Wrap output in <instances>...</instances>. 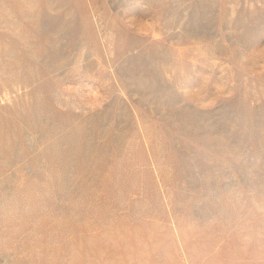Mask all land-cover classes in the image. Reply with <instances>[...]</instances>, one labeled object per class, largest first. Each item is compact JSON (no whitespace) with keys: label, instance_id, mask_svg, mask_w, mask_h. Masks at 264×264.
Segmentation results:
<instances>
[{"label":"rangeland","instance_id":"rangeland-1","mask_svg":"<svg viewBox=\"0 0 264 264\" xmlns=\"http://www.w3.org/2000/svg\"><path fill=\"white\" fill-rule=\"evenodd\" d=\"M0 264H264V0H0Z\"/></svg>","mask_w":264,"mask_h":264},{"label":"bare ground","instance_id":"bare-ground-1","mask_svg":"<svg viewBox=\"0 0 264 264\" xmlns=\"http://www.w3.org/2000/svg\"><path fill=\"white\" fill-rule=\"evenodd\" d=\"M41 85H42V84H41ZM44 100H45V99H44ZM32 109H33V108H32ZM35 109H37V108H34V110H35ZM34 110H32V111L34 112ZM29 111H30V109H29ZM30 112H31V111H30ZM33 112H32V113H33ZM28 113H29V112H28ZM28 113H27V114H28ZM24 115H25V114H24ZM33 115H34V114H33ZM35 115H37V114H35ZM38 116H39V115H38ZM75 118H76V115H75ZM36 119H37V118H36ZM28 124H29V123H28ZM34 124H35V122H34ZM57 128H58V127H57ZM52 129H53V127H52ZM57 130H58V129H57ZM47 131H48V130H47ZM52 133H54V132L52 131ZM59 138H60V137H59ZM55 139L57 140V138H55ZM55 142H56V141H55ZM53 144H54V143H53ZM53 144H52V145H53ZM55 146H56V145H55ZM75 148H76V147H75ZM46 150H47V149H46ZM44 151H45V150H44ZM57 151H58V150H57ZM58 153H59V152H58ZM58 156H59V154H58ZM35 157H36V156H35ZM71 161H72V160H71ZM70 164H71V163H70ZM58 174H59V173H58Z\"/></svg>","mask_w":264,"mask_h":264}]
</instances>
